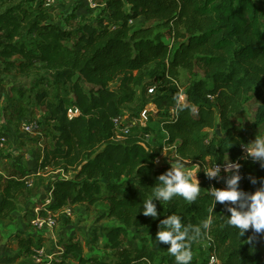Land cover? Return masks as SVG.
<instances>
[{"label": "trees", "instance_id": "16d2710c", "mask_svg": "<svg viewBox=\"0 0 264 264\" xmlns=\"http://www.w3.org/2000/svg\"><path fill=\"white\" fill-rule=\"evenodd\" d=\"M35 1L0 0V57L14 60L12 66L23 74L39 64L65 94L44 105L53 134L40 168L60 171L66 178H53L51 202L40 215L104 204L106 216L116 223L104 229L105 249L117 252L112 260L83 256L81 243L67 238L57 241L63 253L53 264H68L75 256L79 264H176L169 245L155 242L159 220L173 213L185 225L213 218L206 234L192 244L191 264H199L195 256L203 242H210L207 256L213 251L220 264H264V236L248 230L239 237L237 229L226 226L230 213L220 203L209 211L212 192L221 189L218 179L199 182L195 202L179 196L154 201L158 217L143 215L142 202L170 166L155 164L163 152L157 138L151 144L141 141L142 134L151 135L147 126L140 128L141 134L131 132L114 141L112 123L126 111L137 116L152 104L174 162L180 160L184 169L199 165L201 178L206 164L223 166L228 158L241 164L245 192L259 188L264 167L241 151L250 142L233 131L236 116L250 101L257 105L252 127L264 124V0H95L103 4L105 17L76 31L54 24L42 1L37 6ZM139 18L154 26L130 24ZM159 28L166 30L156 33ZM179 70L202 76L190 80L182 92ZM72 107L79 114L68 119ZM26 182L9 175L0 186V222L20 209ZM129 235L138 246L125 245ZM14 238L29 260L32 250L42 247L30 234Z\"/></svg>", "mask_w": 264, "mask_h": 264}, {"label": "rangeland", "instance_id": "374dc122", "mask_svg": "<svg viewBox=\"0 0 264 264\" xmlns=\"http://www.w3.org/2000/svg\"><path fill=\"white\" fill-rule=\"evenodd\" d=\"M38 1L41 0H36L35 5ZM103 8V4L95 0H57L51 7L43 6L54 24L72 31H76L84 23H95L96 20L104 18ZM130 24L136 27L154 26L142 18ZM165 30L159 28L156 29V33H162ZM13 62L15 61L0 57V137L6 138V142L0 149V186L5 184L6 177L9 175L26 180L28 185L25 190L20 192L18 212L13 215L11 220L0 222V264H31L29 258L21 255L22 251L17 247L14 238L15 235L21 237L29 234L35 237V242L40 239V245L47 254L53 255V258L58 260L61 259L62 254H59L57 241L67 238H73L74 241L81 243L83 256L93 255L103 260H112L117 252L105 249L104 229L115 227L116 223L106 216L107 208L104 204L73 207L70 216L61 213H47L46 216L53 215L56 221L55 227L51 230L38 232L32 226L31 221L35 217L45 218L40 215V211L46 210L49 205L47 201L51 199L50 184L54 177L62 174V172L54 171L51 168H40L43 149L52 146L51 135L53 134L51 123L44 119V105L45 102L53 100L55 96L59 97L65 94L63 90L53 84L51 78L39 67V64H36V69L23 74L17 71L14 64L12 66ZM197 72L198 74L179 70L177 84L182 92L185 91L190 80L202 76L199 71ZM180 100L184 102V96H180ZM256 106L253 101H250L235 118L236 125L233 132L242 133L250 143L257 137H264V124L257 129L252 127ZM132 114L134 113L126 111L125 117L137 120L139 124L140 120L143 122V119L146 118L145 123L152 138L147 141V144H151L155 138L159 140L157 145L163 148L160 165L166 164L170 167L174 165L172 151L166 148L162 142L164 135L160 131V116L157 115L155 107L148 104L137 113V116ZM138 123L137 126L132 127V133L141 134L142 126ZM27 124L34 125L32 131L28 133L22 130V126ZM228 161L230 160L228 159ZM209 167H211L210 164L205 165L201 178L197 176L199 171L196 173L199 182H211L204 172ZM196 168V166L187 168L185 171L196 170ZM221 172L224 173L223 166ZM70 175L67 177H71ZM95 236L98 237L96 241L94 240ZM131 238L129 235L125 245L127 247L138 246V240ZM37 245L39 244L37 243ZM207 249V243L203 242L195 256L199 264H209ZM77 259V256L70 257L67 262L68 264H79Z\"/></svg>", "mask_w": 264, "mask_h": 264}, {"label": "clouds", "instance_id": "9594fccd", "mask_svg": "<svg viewBox=\"0 0 264 264\" xmlns=\"http://www.w3.org/2000/svg\"><path fill=\"white\" fill-rule=\"evenodd\" d=\"M245 147L246 156L264 167V137H257ZM241 164L224 160L223 171L231 172L230 177L225 178L226 187L215 189L212 192L213 212L217 203L224 205L230 215L225 216L226 226L238 230L239 237H244L248 230L264 236V178L260 179V187L254 192L248 193L239 188ZM199 165L196 170L185 171L184 165L177 160L174 165L157 177L151 195L145 199L142 207L143 215L156 219L159 215L154 201H171L174 197H182L189 203L195 202L200 194V184L196 178ZM222 166L215 163L204 171L209 180L221 178ZM251 183L257 182L255 177H250ZM213 224L212 216L202 221L200 225L182 224L180 215L173 213L159 220L155 242L169 245L168 253L175 258L176 264H191L193 253L192 244L199 240ZM248 243H252V237H248Z\"/></svg>", "mask_w": 264, "mask_h": 264}, {"label": "built area", "instance_id": "2783aa9c", "mask_svg": "<svg viewBox=\"0 0 264 264\" xmlns=\"http://www.w3.org/2000/svg\"><path fill=\"white\" fill-rule=\"evenodd\" d=\"M41 1L44 7H51V5H53L57 0H41ZM148 93L149 94L152 93L151 88L148 90ZM78 114H79L78 110L75 107H72L68 109L67 117L68 119H72L76 117ZM169 114L172 116L174 114V111L171 110ZM143 120H144L143 122L140 120L139 121L140 124H139L137 120H130L126 117H117L112 119V123L114 126V133H113L114 141L122 140L125 136L129 135L131 133L132 127L137 126V123L142 127H145L146 118ZM33 128H34L33 124H29V125L27 124L22 126V130L27 133L31 132ZM151 139L152 138L149 134L141 135V141L147 143V141ZM5 142H6V138L0 137V149L3 147ZM240 149L244 154H246L244 146H241ZM160 162H161L160 157L155 160V164L157 166L160 165ZM61 176L66 178L64 174H61ZM26 184L28 185V182H26ZM50 202L51 199L47 201L48 204ZM60 213L66 216H70L71 208H65ZM31 224L35 228V230L39 232V231L53 229L55 227L56 221L54 220L53 215L46 216L45 218H39L37 216L31 221ZM207 243L209 245L210 242ZM58 250L60 251L59 254L63 253L61 248H58ZM53 257H54L53 255L47 254L46 250L43 247H40V248H34L32 250L30 260H31V264H53L55 262H59L58 259H55ZM208 258H209V264H220L213 251L209 253Z\"/></svg>", "mask_w": 264, "mask_h": 264}, {"label": "water", "instance_id": "95a60500", "mask_svg": "<svg viewBox=\"0 0 264 264\" xmlns=\"http://www.w3.org/2000/svg\"><path fill=\"white\" fill-rule=\"evenodd\" d=\"M231 174H232L231 172H227V173L224 172L223 175H221V178L217 180V185L221 189L226 187L225 178L230 177ZM238 183H239V188L244 191L242 180H240Z\"/></svg>", "mask_w": 264, "mask_h": 264}]
</instances>
